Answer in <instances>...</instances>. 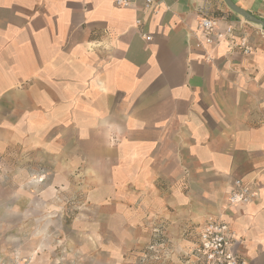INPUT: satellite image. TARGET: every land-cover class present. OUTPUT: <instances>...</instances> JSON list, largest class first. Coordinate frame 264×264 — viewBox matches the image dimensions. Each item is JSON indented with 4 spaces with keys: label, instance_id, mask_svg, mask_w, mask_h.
<instances>
[{
    "label": "crops",
    "instance_id": "1",
    "mask_svg": "<svg viewBox=\"0 0 264 264\" xmlns=\"http://www.w3.org/2000/svg\"><path fill=\"white\" fill-rule=\"evenodd\" d=\"M152 1L0 0V166L25 159L27 175L52 177L48 190L108 210L110 229L92 234L123 241L108 254L166 241L170 259L160 249L157 264H193L215 213L237 233L234 250L264 264L260 26H244L251 54L223 43L210 61L193 46L198 18H244L223 0ZM232 1L264 20V0ZM235 179L255 198L229 205Z\"/></svg>",
    "mask_w": 264,
    "mask_h": 264
},
{
    "label": "rangeland",
    "instance_id": "2",
    "mask_svg": "<svg viewBox=\"0 0 264 264\" xmlns=\"http://www.w3.org/2000/svg\"><path fill=\"white\" fill-rule=\"evenodd\" d=\"M26 163L25 159L12 155L2 160V264H75L77 260L83 264H157L160 249H164L167 253L164 259L169 261L171 251L165 249L166 241L156 244L158 247L155 245L146 255H140L138 250L124 252L120 249V254L103 252L113 243H123L121 240H92L93 231L110 229L109 211L87 207L82 192L64 190L59 195L52 188L48 190L52 177L27 175ZM187 234L188 231H184L183 237L187 238ZM96 249L99 255L92 254ZM17 252L21 253L20 257L16 256Z\"/></svg>",
    "mask_w": 264,
    "mask_h": 264
},
{
    "label": "built area",
    "instance_id": "3",
    "mask_svg": "<svg viewBox=\"0 0 264 264\" xmlns=\"http://www.w3.org/2000/svg\"><path fill=\"white\" fill-rule=\"evenodd\" d=\"M117 7H131L139 0H111ZM143 9L153 11L152 0H141ZM142 21L136 20L140 25ZM248 23L245 19L228 21L220 25V20L212 16H200L195 28L192 30L193 46L205 51L206 59L212 61L211 49L225 43L231 50H237L242 55L251 54L255 46L246 37L244 26ZM257 31L264 37V29L260 26ZM238 36V38H236ZM150 40V36H145ZM210 49V50H209ZM1 173V166H0ZM255 191L248 183L241 179L234 180L233 190L229 193L227 200L229 205L248 203L255 198ZM236 232L229 223L219 214H209L205 217L196 241L194 249L195 260L193 264H248V262L234 250ZM20 264V263H17Z\"/></svg>",
    "mask_w": 264,
    "mask_h": 264
},
{
    "label": "water",
    "instance_id": "4",
    "mask_svg": "<svg viewBox=\"0 0 264 264\" xmlns=\"http://www.w3.org/2000/svg\"><path fill=\"white\" fill-rule=\"evenodd\" d=\"M226 5L235 13L242 16L245 20L255 23L261 26L264 29V20L252 15L251 13L247 12L246 10L242 9L238 5H236L232 0H223Z\"/></svg>",
    "mask_w": 264,
    "mask_h": 264
}]
</instances>
